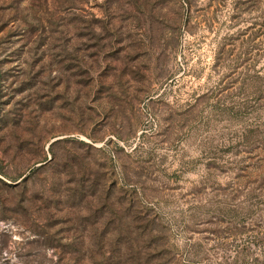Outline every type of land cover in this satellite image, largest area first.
Wrapping results in <instances>:
<instances>
[{
  "label": "rangeland",
  "instance_id": "obj_1",
  "mask_svg": "<svg viewBox=\"0 0 264 264\" xmlns=\"http://www.w3.org/2000/svg\"><path fill=\"white\" fill-rule=\"evenodd\" d=\"M0 264H264V0H0Z\"/></svg>",
  "mask_w": 264,
  "mask_h": 264
}]
</instances>
